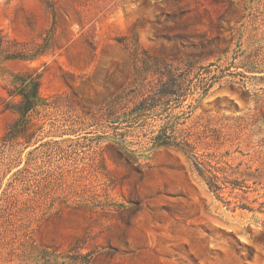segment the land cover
Wrapping results in <instances>:
<instances>
[{
	"label": "rangeland",
	"instance_id": "1",
	"mask_svg": "<svg viewBox=\"0 0 264 264\" xmlns=\"http://www.w3.org/2000/svg\"><path fill=\"white\" fill-rule=\"evenodd\" d=\"M0 31L32 52L0 68V264H264V0H0ZM34 71L50 106L3 145ZM170 73L208 86L173 114L223 133L222 198L160 120L105 119Z\"/></svg>",
	"mask_w": 264,
	"mask_h": 264
},
{
	"label": "trees",
	"instance_id": "2",
	"mask_svg": "<svg viewBox=\"0 0 264 264\" xmlns=\"http://www.w3.org/2000/svg\"><path fill=\"white\" fill-rule=\"evenodd\" d=\"M31 54L25 45L9 41L0 31V68L9 61L29 59ZM41 77L35 71L13 74L9 84L3 87L10 99H3L6 110H13L19 115L18 120L3 137V145L17 140L27 132L33 121V113L38 112L40 107L49 108L47 100L41 95ZM166 77V80L161 79L153 84L151 90L132 107L122 100H113L108 106V113L104 115L106 121L116 124L120 120H126L141 124L139 126H148L150 120L158 119L162 124L158 130L152 132L150 140L153 148L167 147L183 152L192 161L196 173L210 192L218 198H222L221 194L228 185L232 189L242 187L241 182L230 180L223 174L219 161L214 164L213 159L217 157L215 153L207 152L210 148L223 144V133L211 124L200 125L198 129L185 127L188 118L186 113L183 111L181 115L173 114L176 108L184 105L189 93H193V88L194 91L200 90L206 94L208 86H192L189 84L188 74L170 73ZM118 133L116 132V137H125ZM203 149L204 152L201 153Z\"/></svg>",
	"mask_w": 264,
	"mask_h": 264
}]
</instances>
